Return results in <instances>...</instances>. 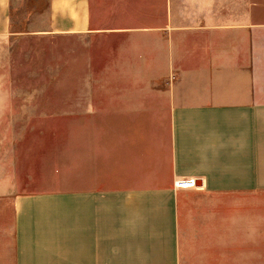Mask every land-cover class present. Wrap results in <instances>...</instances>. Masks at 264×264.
I'll list each match as a JSON object with an SVG mask.
<instances>
[{"label": "crops", "instance_id": "0c3cea01", "mask_svg": "<svg viewBox=\"0 0 264 264\" xmlns=\"http://www.w3.org/2000/svg\"><path fill=\"white\" fill-rule=\"evenodd\" d=\"M18 4L0 0V40L92 37L141 82L80 101L67 187L5 169L0 264H264V0Z\"/></svg>", "mask_w": 264, "mask_h": 264}, {"label": "rangeland", "instance_id": "374dc122", "mask_svg": "<svg viewBox=\"0 0 264 264\" xmlns=\"http://www.w3.org/2000/svg\"><path fill=\"white\" fill-rule=\"evenodd\" d=\"M14 1L20 7L25 2ZM99 42L50 33L0 40V186L6 185V169L15 173L14 184L24 190L67 187L66 125L90 120L86 112L81 114L80 101L85 109L89 99H97L88 97L95 90L140 84L111 71L102 58L108 49ZM143 84L156 88L159 80L152 77ZM80 91L87 94L80 97ZM157 103L158 98L153 101ZM40 172L59 173L60 181L48 183Z\"/></svg>", "mask_w": 264, "mask_h": 264}, {"label": "built area", "instance_id": "2783aa9c", "mask_svg": "<svg viewBox=\"0 0 264 264\" xmlns=\"http://www.w3.org/2000/svg\"><path fill=\"white\" fill-rule=\"evenodd\" d=\"M178 187H195V180L192 178L179 179L174 183Z\"/></svg>", "mask_w": 264, "mask_h": 264}]
</instances>
